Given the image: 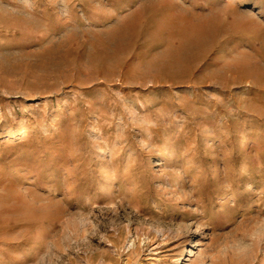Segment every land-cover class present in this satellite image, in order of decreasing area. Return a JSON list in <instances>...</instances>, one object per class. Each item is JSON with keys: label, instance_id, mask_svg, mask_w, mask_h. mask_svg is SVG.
I'll use <instances>...</instances> for the list:
<instances>
[{"label": "rangeland", "instance_id": "obj_1", "mask_svg": "<svg viewBox=\"0 0 264 264\" xmlns=\"http://www.w3.org/2000/svg\"><path fill=\"white\" fill-rule=\"evenodd\" d=\"M177 263L264 264V0H0V264Z\"/></svg>", "mask_w": 264, "mask_h": 264}, {"label": "bare ground", "instance_id": "obj_2", "mask_svg": "<svg viewBox=\"0 0 264 264\" xmlns=\"http://www.w3.org/2000/svg\"><path fill=\"white\" fill-rule=\"evenodd\" d=\"M134 248H135L134 240L130 239L129 244L127 245V249L132 250ZM177 264H179V263H177Z\"/></svg>", "mask_w": 264, "mask_h": 264}]
</instances>
